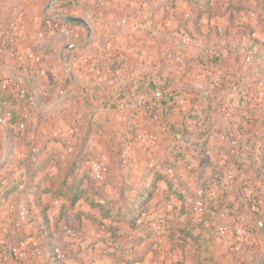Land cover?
Here are the masks:
<instances>
[{"label":"rangeland","instance_id":"374dc122","mask_svg":"<svg viewBox=\"0 0 264 264\" xmlns=\"http://www.w3.org/2000/svg\"><path fill=\"white\" fill-rule=\"evenodd\" d=\"M49 1L0 0V61L10 67L2 75L17 76L18 98L27 93L39 109L51 101L52 76L76 98L65 114L43 115L34 126L40 142L51 133L75 142L81 111L94 113L117 139L123 124L135 130L117 163L109 135L96 129L91 142L100 153L75 175H95L86 198L111 206L113 217L104 222L117 226L119 236L89 218L83 235L64 217L44 232L42 205L35 225L11 198L0 205V264H254L264 248V0H61L46 9ZM209 4L225 14L210 17ZM65 16L84 18L89 37L82 23ZM48 43L54 51L47 54ZM157 101L173 106L172 126L150 112L147 102ZM4 123L0 114V144ZM56 144L67 163L71 149ZM157 155L176 162L171 191L164 180L153 185L143 178ZM47 171L63 176L69 167L52 165L40 176ZM12 173L11 166L0 167V189ZM88 185L85 180L82 187ZM150 190L154 196L138 226L130 217L141 211L139 195ZM86 198L72 208L67 198L47 193V214L56 217L67 205L100 217Z\"/></svg>","mask_w":264,"mask_h":264},{"label":"trees","instance_id":"16d2710c","mask_svg":"<svg viewBox=\"0 0 264 264\" xmlns=\"http://www.w3.org/2000/svg\"><path fill=\"white\" fill-rule=\"evenodd\" d=\"M239 2H243V0H237V3ZM230 4L235 5L232 2H230ZM236 7L238 9H242V7L245 6L241 5L240 7ZM14 8L15 6H12L11 10L9 11L11 17L14 13ZM220 8V6L214 7L213 5L209 4L208 10L206 11H208L210 17H213L216 14H225V12H221L219 10ZM59 37L63 36H55V39L53 40L57 41ZM49 44L50 43H48L47 46V53L51 52L52 50ZM160 73H163V70H160ZM157 78H159V80H162L161 76H157ZM165 80L168 81L167 77H165ZM51 83L52 85L47 88V91L49 92H52L56 88V82L54 79H51ZM160 86L161 85H159V87ZM138 88L141 89L144 87L138 86ZM145 90L146 89L144 88V91ZM0 92V114H2L3 116L5 114L7 115V123L6 125L4 123L3 129L8 149H12L14 146L19 145H25L28 147L27 155L24 158L19 159L17 167L14 166V159L10 155L0 164L1 168L11 166L13 169V173H15V175H9V177H2L1 183L6 184L3 189H0V205L4 206L9 199H14L16 207L15 209H17V212H20L21 214L24 210V213L27 214V218H30V221L35 225L36 223H40V218L39 220L35 218V210L37 206L42 205V210L40 212V214H42L41 220L42 223L47 227L44 232L50 230L52 226L58 225L59 221L64 217L67 219V221H69V223H74L73 226H71L73 231H75L77 234L83 235L85 233L83 220L84 218H89L93 221H97L106 225L108 230L111 232L110 237H118V227L113 225L112 222H110L109 224L104 222L106 221L105 219L113 217L111 213V206L106 207L102 202H97L96 200H94V198H86L92 188L91 184L94 182V180H97L95 178V175L92 173V176H88V170H84L83 174H81L82 176H79L78 179L77 177H75V175H77V173L80 171V169L83 167V164L87 160L96 157L100 153V151L92 147L91 142L93 141V138L95 136L96 129H102L105 134L109 135V149L111 151L113 160H115V162L117 163H120L122 161V154H124L125 151L124 145L127 143V139L128 141H132L133 139H135L134 135L128 137V133L134 134L135 130H131L128 125L123 124V127H121L123 129V132L121 133V135L119 134V139H117L118 133L114 132L108 126H104L102 122L98 121L94 113H85L84 111H81L80 113L75 114L80 115L79 117H75L74 120L73 127L77 131L79 130V133H76L75 142L69 144V142L64 139L62 135H57L55 133L48 134L47 138H43L42 142H40L37 138H35L36 128L34 126H36L39 120L43 118V115L47 114V117L50 115L47 109L37 108V106L30 100V97L27 93L25 95L23 94L21 99H19V93L16 91H13L8 95H4L1 89ZM153 103L147 102V105L149 104L148 108L150 112L153 113L156 117L161 116L165 121L167 119L166 124L168 126H172V123L168 122V115L174 113L173 106H160L159 101ZM63 104L66 106L65 109H71L74 106H77L76 98L71 94L67 95V99ZM123 109L130 113L134 111V108L132 106L127 105L124 106ZM145 127H147V124H145ZM59 142L63 143L62 146L65 149H71L70 158L67 163H65V155H63L65 152H63L61 146L56 144ZM178 158L179 155L177 159ZM202 160H204V158ZM154 164L155 165L153 167L148 168V172L144 175L143 178L145 180L151 179L153 185H157L159 181L164 180L168 184V191H171V187L175 183L174 180H176L179 176V174H175L174 168L176 162L170 161L169 158L161 160V157L157 156V161ZM52 165L57 168H62L63 166L69 167V171L63 176H61V171L60 174L57 171L55 173L47 171L42 176H40V172H42V170H45L47 167ZM201 166L203 167L202 164ZM171 174H173L172 177H170ZM15 176L17 177V179H15ZM71 178L72 180H69ZM85 180L88 181L89 185L84 188L82 187V185ZM45 182H47V184L52 183V186H42V184H44ZM9 186L11 187L9 188ZM130 188L131 187L129 186L126 187V189ZM47 193H50L54 197L61 196L67 198L70 201V205L72 208L76 207V205L80 201L85 200L86 198L88 201H90L91 207H97L100 209L101 216L99 217L93 212H88L85 210L73 211V209H69L67 205L62 206L58 213V216H50V214H47L50 203L47 202V199H45ZM139 196L142 197V199L139 200L141 211L138 213V215L134 214L130 217V220H134L133 222H136L138 226L143 224L144 221L137 223V220L140 214L143 211L147 210L146 207L148 203L153 199L154 194L153 191L150 190L147 193L143 191ZM102 197L108 201V204H113L111 197L107 193H102ZM241 207L244 206L241 205ZM118 215H120V212L118 213ZM254 217V213H251L250 221L254 219ZM121 219L122 218L115 219V221H119ZM4 221L5 220H3V225H5V223L7 222ZM236 223L237 222L234 220L233 224ZM250 226H252V224ZM8 230L9 231L7 232L6 239L7 241L5 242L7 252L9 240L11 237L10 231H12L13 229L10 228ZM153 235V228H150L147 236L150 237ZM200 237L202 238V235H200ZM23 238H25V236H23L19 240H22ZM206 242V247L213 248V244H210V240H207ZM50 248H53V246H50ZM212 256L210 255L209 259L214 263V256ZM221 259H224V255L221 256ZM57 260L59 259L57 258ZM253 262L254 264H264V248L261 251L260 256L256 257ZM217 264L220 263L217 262Z\"/></svg>","mask_w":264,"mask_h":264},{"label":"crops","instance_id":"0c3cea01","mask_svg":"<svg viewBox=\"0 0 264 264\" xmlns=\"http://www.w3.org/2000/svg\"><path fill=\"white\" fill-rule=\"evenodd\" d=\"M51 49H52L51 52L54 51L52 47H51ZM9 69H10V67L6 66L5 64H3V63L0 64V89L3 91L4 95H8L11 92L16 90L15 86L17 83V80H16L17 76L2 75V73L5 74L7 71H10ZM1 79H3V80H1ZM51 79L55 80L56 88L52 92L47 91V95H48L49 99L51 100L50 102H47V111L52 116H56L57 114H65L66 113L65 111H67V109H65L66 106L63 103L66 101L67 95H68L65 91L67 86L65 84V81L60 77L52 76ZM51 79L48 82L47 87H50L52 85ZM43 109H44V107H43ZM4 120H5V125H6V123H7V115L6 114L4 115ZM1 130H2L3 136L1 137L2 141L0 144V155H2L4 160L7 159V157L9 155L12 156L14 159L13 160L14 166L17 167L19 159L24 158L27 155L28 147L25 145H19V146H14L12 149H8V146H7L5 137H4L3 126L1 127ZM157 156H159V155H157ZM168 158L171 159L173 157L169 156ZM2 159H0V160L3 162L4 160H2ZM15 179H17L16 176H15ZM45 199H47V195L45 196ZM228 257H227V259H228Z\"/></svg>","mask_w":264,"mask_h":264},{"label":"water","instance_id":"95a60500","mask_svg":"<svg viewBox=\"0 0 264 264\" xmlns=\"http://www.w3.org/2000/svg\"><path fill=\"white\" fill-rule=\"evenodd\" d=\"M58 1H61V0H50L46 6V9H48L49 7H51L53 4H55ZM64 19L67 21H74V22L82 23L87 28L88 30L87 37H89L91 29H90L89 24L84 18L77 17V16H65Z\"/></svg>","mask_w":264,"mask_h":264}]
</instances>
